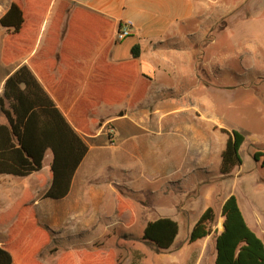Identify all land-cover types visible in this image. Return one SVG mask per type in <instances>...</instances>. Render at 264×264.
<instances>
[{"label":"crops","instance_id":"crops-1","mask_svg":"<svg viewBox=\"0 0 264 264\" xmlns=\"http://www.w3.org/2000/svg\"><path fill=\"white\" fill-rule=\"evenodd\" d=\"M13 3L26 22L16 36L0 24V98L28 66L89 149L60 200L45 198L50 150L40 172L0 175V246L15 264H216L231 196L264 243V0H0V19ZM233 130L243 163L223 175ZM246 174L260 186L236 194ZM209 208L219 226L190 243ZM161 218L179 232L158 253L143 236Z\"/></svg>","mask_w":264,"mask_h":264},{"label":"trees","instance_id":"trees-1","mask_svg":"<svg viewBox=\"0 0 264 264\" xmlns=\"http://www.w3.org/2000/svg\"><path fill=\"white\" fill-rule=\"evenodd\" d=\"M25 22V13L17 3L0 19L1 26L12 36L20 34ZM139 55L137 46L133 56ZM0 110L7 120L6 124H0V175L27 177L40 172L46 152L50 150L53 181L45 198L63 199L89 149L28 66H22L7 79ZM228 135L222 154L223 175L231 174L243 163L240 149L244 135L237 130ZM254 159H263L264 167V153H256ZM221 214L225 229L217 237L216 264H264V243L247 225L235 196L227 199ZM216 221L214 209L209 208L191 231L189 242L211 235ZM178 232L177 222L161 218L147 224L143 240L158 253L168 251ZM66 260L67 256L58 264L73 263ZM102 263L116 264L114 260ZM0 264H15L12 254L1 246Z\"/></svg>","mask_w":264,"mask_h":264},{"label":"rangeland","instance_id":"rangeland-1","mask_svg":"<svg viewBox=\"0 0 264 264\" xmlns=\"http://www.w3.org/2000/svg\"><path fill=\"white\" fill-rule=\"evenodd\" d=\"M254 82H255V80H254ZM259 82H261L260 87H264V80H257L256 81V83H259ZM245 111H246L245 112L246 115L248 116V119H252L255 117V111L252 108H247ZM109 143L110 142L108 141V144ZM245 157L247 158L246 155H245ZM245 171L247 172V168ZM257 178H258L257 174H246L241 180H239L236 183V185H238V186L235 185V187H233L234 190L236 191V194H238L239 191L241 190V186H245L246 184H250L249 186H246V188H249V189H251L252 187H259L260 186L259 184H255V182L257 181ZM244 183H245V185H244ZM10 198H11L10 195L5 196L2 199V203L5 204L4 202H8V200H10ZM218 226H219V223L217 220L214 224V227H218ZM182 235H183V231H182ZM121 260H122V257H120V264H126V263L121 262ZM130 264H141V261L140 260L139 261H133V262L130 261Z\"/></svg>","mask_w":264,"mask_h":264},{"label":"built area","instance_id":"built-area-1","mask_svg":"<svg viewBox=\"0 0 264 264\" xmlns=\"http://www.w3.org/2000/svg\"><path fill=\"white\" fill-rule=\"evenodd\" d=\"M130 36H131V30L129 28H127V27H123L117 33V40L118 41H123V40L127 39ZM112 135H113V131H110V136H112Z\"/></svg>","mask_w":264,"mask_h":264},{"label":"water","instance_id":"water-1","mask_svg":"<svg viewBox=\"0 0 264 264\" xmlns=\"http://www.w3.org/2000/svg\"><path fill=\"white\" fill-rule=\"evenodd\" d=\"M223 229H225L224 226H223Z\"/></svg>","mask_w":264,"mask_h":264}]
</instances>
